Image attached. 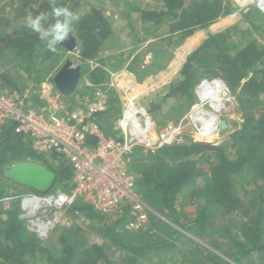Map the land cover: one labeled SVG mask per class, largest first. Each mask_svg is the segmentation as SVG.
<instances>
[{
	"label": "trees",
	"instance_id": "1",
	"mask_svg": "<svg viewBox=\"0 0 264 264\" xmlns=\"http://www.w3.org/2000/svg\"><path fill=\"white\" fill-rule=\"evenodd\" d=\"M18 1L14 0L13 3ZM21 2L25 3L24 0ZM80 2L81 0H76L70 9L75 12ZM161 4L160 9L136 8V11L145 24L163 27V34H167L168 38L174 33L180 37L190 36L195 30L207 28L217 18L230 14L232 10L230 4L224 0L188 2L161 0ZM64 5L57 6L67 7ZM4 9L1 6L0 11H5ZM242 17L251 29L262 30L264 33V26L255 24L252 20L260 18V22L264 24V15L259 9L254 7ZM3 24L8 25L0 22V26ZM5 31L4 29L0 31V52L8 51L15 54L14 57L23 62L19 63L22 69L29 76L34 74L36 85L40 84L47 76L50 67L48 60L58 53L44 48L45 44L34 32L22 33L17 29L9 34ZM229 32L230 28H227L221 32L206 34L185 56L178 72L179 77L169 84L163 99L174 97L181 101L180 105L173 107L175 116L171 114L172 118H177L178 110L186 109L184 107L188 109L195 102L193 86L202 76L220 77L245 110L240 130L230 136L232 143L229 147L235 148L233 155L227 152L224 143L206 142L176 144L159 149L155 153H143L137 149L134 153L136 157L146 156L149 160L145 167L138 169L137 186L142 190L144 197H147L148 203L162 207L167 216L183 230L192 231V234L202 237L207 227L212 226V219L216 214L221 216L239 214L243 217L235 233L227 227L223 229L224 241L221 243L216 239L210 241L213 248L221 249L220 252L234 263L224 259L213 249L202 247L192 240L194 243L192 250L182 254V264H257L258 259L264 264V46L247 39L239 45H233L234 52H231L228 44ZM112 33L111 18L105 16L101 9L92 5L89 10L83 12L71 32L75 37L80 59L82 61L97 59L104 42L111 41ZM133 58L134 56H130L127 61L128 71L134 68L136 59ZM99 61L102 62L103 59ZM166 61L168 56L156 55L154 62L144 68L145 70L138 69L147 73L149 77L162 70L166 66L164 63ZM124 63L125 61L122 64ZM81 74L82 77L86 74L87 79L93 83H100L106 79V72L101 67L91 71L82 69ZM141 74L142 72H138L137 75ZM0 78L5 83L12 84V88L19 92L25 90L17 85L18 80L10 76L0 75ZM118 102L117 98L110 100L109 110L100 113L102 122L110 123L117 118ZM255 102L262 104L257 115L253 111L256 107ZM160 108V102L150 103V113H153L154 118ZM107 131L112 133L110 128L105 130L106 133ZM212 135L216 138L219 136L218 133ZM86 141L92 145L96 142L93 137L87 138ZM212 155L215 158L209 161ZM50 157L57 161L55 166L48 162L44 155L37 154L28 138L15 133L12 125L1 127L0 197L5 194L7 183L10 182L4 176L3 169L28 161L41 163L52 170L56 174L55 185L68 190L72 185L70 165L61 156L52 153ZM200 160L205 161L206 167L198 166ZM244 178L250 185H245V182L240 184ZM238 184L243 188L241 194L238 192ZM253 193L256 196H252ZM181 195L190 201L195 198L198 202V214L188 224L179 221L175 207V201ZM74 212L85 219L101 223L95 229L97 234L110 239L128 252L126 259L111 260L101 245L88 244L79 228L74 232H71V228L56 232L54 234L57 239L56 245L41 243L34 234L26 230L23 220L19 217V202L14 201L8 210L0 207V264H33L39 256L45 257V264H139L141 259L146 260L149 252L157 255L158 252L176 246L168 239L156 242L129 241L122 232L116 231L117 224H120L125 216L111 225L105 222V215L97 213L90 205L79 203L69 211L71 214ZM211 234L216 236V231ZM171 235L172 239H177L182 236V232L173 229ZM219 236L223 237L222 234ZM200 248L205 252L199 255L196 249Z\"/></svg>",
	"mask_w": 264,
	"mask_h": 264
},
{
	"label": "rangeland",
	"instance_id": "2",
	"mask_svg": "<svg viewBox=\"0 0 264 264\" xmlns=\"http://www.w3.org/2000/svg\"><path fill=\"white\" fill-rule=\"evenodd\" d=\"M24 1L25 3H22L21 0L13 3L14 0H0V8L1 6L5 8V11H0V22L8 24L1 25L0 31L4 29L6 30L5 32L9 34L14 33V31L17 29H19L22 33L32 32L25 27V20L28 14L32 13L34 15L37 11H50L48 0ZM70 1L71 0H55V3L56 5L66 4L67 6ZM185 1L188 2L192 0ZM226 1L230 4L229 6H231L232 9L230 11V14L217 18L207 28L195 30L192 35L185 37H180V35L174 33L168 38L167 34H163V27L156 25L151 26L149 25V23L145 24L140 20L138 15L139 13L136 11V8L160 9L162 7L161 0H81L80 5L75 12L83 13L89 10L92 5H94L95 7L101 9L105 16L111 18V24L113 27L111 41L107 40L104 42L103 47L99 53L100 57H98V60L103 59L104 56V60H107L106 68L108 70L115 72H119L121 70L122 72L120 73L127 72L126 74H128L130 79H132L133 83H137L134 88V91L140 89L142 85L152 86L149 91H147V95L146 97H144L143 102L149 109L151 102L161 103L159 113L155 115L154 118L157 126H161L165 123L173 124L176 126V124L178 125L181 120H185L187 113L196 104H198V96H196L197 90L195 87L197 86V83H199L203 78L210 77L202 76L196 82V84L193 86V92L196 96L195 102L188 109L187 107H184L186 109L178 110L177 118H172L171 114L175 116L173 107L177 106V104L179 103L181 104V101L179 99H175L174 97L163 99V96L167 93L169 84L179 77L178 72L181 64L185 59V56L201 42V40L206 36L207 33H217L224 31L227 28H230L228 44L230 45L231 52H234V49L232 48L233 45H239L247 39L256 41L257 44L264 46L263 31L251 29L250 25L247 24V22L242 17L243 14H247L255 6H247L243 10H240L238 12L239 7L237 0H224L225 3ZM252 20H254L255 24H261L262 26H264L263 22H260V18H254ZM45 47L46 46H44V48ZM55 52L58 54L57 56H53L54 58H52L51 60H48L50 62V67L47 70V76L45 77L44 81H42L40 84L36 85L35 78L33 77L34 74H31L29 76L28 73H26V71H24L19 65V63H21L22 61L18 60V58H15L14 56L16 55L8 51L0 52V75L10 76L14 80H18L17 85L22 88H25V90H29L30 92L34 90L37 91L35 94L30 93L28 103L31 106L37 107L39 105H45L49 107L51 106V103L55 100L56 97L57 99L64 100L71 99L72 95H63L57 91L53 81L56 72L67 59H70L75 66L79 65L82 67V69L88 71L91 68V64L81 65V59L77 52V48L72 51H69L68 49L58 45ZM161 54H163L164 56H168V61L164 62L166 66L162 69L161 76H157L156 82L149 81L150 76L153 74H151L148 79V74L142 70L139 71V69H146V67L152 61L154 62V56H160ZM130 56H134L133 59H136V62L134 61V68L128 71L126 67L128 66L127 61H129ZM121 60L122 62L120 63ZM124 61L125 63L122 64ZM100 63L103 65L102 62ZM122 68L124 69L122 70ZM138 72H142V74L137 75ZM83 77L81 78V85L78 87V89H81L83 87ZM146 80L147 82H145ZM0 86L7 89H15L12 88V84L5 83L2 78H0ZM78 92L79 91L76 90L72 94L74 95ZM232 96L233 98H231L230 101H228V99L224 100L225 105L227 103V105L225 106L226 109H223V112L218 113L220 120H225L227 126L221 129L220 133H218L219 136L217 138L215 137V135L211 137L212 140H210L209 138L205 139L207 137L195 138L197 137V135L194 132H191L188 129L187 125H184L182 129L184 134H182L180 138L181 142L175 143L174 145L193 142H206L212 144L224 143L227 152L233 155L235 148L229 147V144L232 143L230 136L232 133L240 130L241 124L244 121L245 110H243V108L238 104L236 96ZM255 103L256 107L253 108V111H255V115H257L260 112L262 104L257 102ZM116 110V114L118 117V106ZM101 124L104 130H106L107 128H112L109 122H102ZM189 132L191 133L189 134ZM28 141H30L32 147V141L30 139H28ZM45 155L47 157L49 156L46 153ZM214 158L215 157L212 155V158L209 159V161H212V159ZM47 161L53 164L54 166L57 164L56 160L49 159ZM148 161V157L146 156L136 157L135 155H132L129 165L130 170L133 169L135 173H137L140 167H145L148 164ZM204 162L205 161L200 160L198 166L206 167ZM5 169H3V174ZM245 180V178L242 179L243 182L240 184H244ZM7 184L8 188L6 189L4 195L26 194L30 191L29 189L22 187L11 180L10 182L8 181ZM240 184H238V192H240L241 194L243 188L239 187ZM245 185H250V183L247 184V182H245ZM136 190L140 198L146 204L148 213L147 221L142 225L141 228H139L138 230H133V232L129 233L130 231H128V229L125 227V218L124 220H121V226H119L120 224H117L116 231L122 232L123 236L132 242H156L168 239L176 245L175 248L163 250L161 252H158L157 255L153 252H149L147 257L145 258L146 260L141 259L139 264H182V254L185 251L192 250V246L194 245L192 240L196 241V243H199L200 246L202 245V247L213 249L217 253L221 254L220 256H222L224 259L229 260L227 257L224 256V254H222V252H220L221 249L217 250L213 248L210 244V241H213L215 239L218 240V243H221L222 240L224 241L223 238L225 232H223V229L227 227L230 229V231L235 233L239 221L243 219L241 215L231 214L228 216H221L216 214L212 219V226L207 227L202 237H200L198 235L196 236L192 234V231L189 232L179 227L178 223L174 222L172 218L167 216V212H165L162 207L148 203L147 197H144L142 190H140L138 186L136 187ZM252 196H256V194L253 193ZM191 201H193V204H191ZM191 201L189 198L184 197L183 195L179 196L177 201H175L176 211L179 214V221L183 224H188L189 222L194 220V218H196L198 214V202H196L197 199L193 198ZM69 211L70 210L65 213L61 222L57 225L56 229L54 230L55 232L53 231L52 233H50V235L46 239L40 240L41 243L51 244L52 246L56 245L57 239L56 237H54V234L56 232L63 231V229L65 230L69 228L72 229L71 232H74L77 228H79L80 231L84 234L87 243H97L101 245L106 254H108V256L111 258V260L119 261L126 259V254L128 252L122 250L119 246L110 241V239L104 238L103 236L97 234L95 229L101 223L94 222L90 219H85L82 215H77L75 212L74 214H71L69 213ZM121 213V211H116L109 215H105V222L114 225L117 220L123 217ZM173 229H179L182 232V236L177 239H172L171 234ZM213 231H216V236H213L211 234V232ZM128 233L130 235H128ZM219 234H222L223 237L221 238ZM203 252H205L204 249H196V253H198L199 255ZM201 258L202 257L200 256V259ZM231 262L234 263L233 261ZM33 264H45V257L40 258L39 256V259L33 262ZM257 264H263V262L258 259Z\"/></svg>",
	"mask_w": 264,
	"mask_h": 264
},
{
	"label": "built area",
	"instance_id": "3",
	"mask_svg": "<svg viewBox=\"0 0 264 264\" xmlns=\"http://www.w3.org/2000/svg\"><path fill=\"white\" fill-rule=\"evenodd\" d=\"M237 3L238 12L253 5L264 13V0H237ZM80 62L91 64V68L97 66L93 59ZM72 66H75L73 62ZM105 72L106 79L100 83H93L84 76L83 94H71V99L65 100L56 97L49 107H34L28 103L30 93L35 94V90L19 92L0 86V128L12 125L15 133L23 134L32 141V148L37 154L44 155L47 160L51 159L52 153L61 156L71 168L72 185L68 190L54 185L46 193L30 190L26 194L0 198L3 210H8L12 201L19 202L20 219L26 230L39 240L46 239L65 213L79 203L90 205L103 215L121 211L128 231L141 228L147 221L148 213L136 190L135 175L129 167L132 155L137 149L143 153L155 152L181 142L184 125L199 134L198 124L206 125L205 117L197 110L196 104L178 125L165 123L157 126L143 102L152 86L142 85L134 91L137 84L128 74L120 73L121 70L106 69ZM81 78L77 88L81 85ZM215 79L223 82L230 101L233 94L220 77L203 78L199 83ZM112 98L119 101L116 104L119 116L110 122L112 133L107 134L102 128L100 113L109 110ZM201 108L217 118L218 113L226 109L220 111L208 103ZM207 122L212 123L211 120ZM220 131L221 128L218 133ZM212 136L211 133L204 135L207 138ZM90 137L96 141L93 145L86 141Z\"/></svg>",
	"mask_w": 264,
	"mask_h": 264
},
{
	"label": "water",
	"instance_id": "4",
	"mask_svg": "<svg viewBox=\"0 0 264 264\" xmlns=\"http://www.w3.org/2000/svg\"><path fill=\"white\" fill-rule=\"evenodd\" d=\"M75 1L71 0L67 7H72ZM59 45L65 46L69 51L77 48L75 37L72 35H69ZM80 76L81 67L79 65L72 66V61L67 59L56 72L53 80L61 94L71 95L77 88ZM226 126V121L221 120L220 128L222 129ZM4 176L18 185L38 193L50 191L56 182V174L52 170L41 163L30 161L8 166L4 170Z\"/></svg>",
	"mask_w": 264,
	"mask_h": 264
},
{
	"label": "clouds",
	"instance_id": "5",
	"mask_svg": "<svg viewBox=\"0 0 264 264\" xmlns=\"http://www.w3.org/2000/svg\"><path fill=\"white\" fill-rule=\"evenodd\" d=\"M48 4L50 11H37L34 15L29 13L25 27L38 35L48 51L54 52L71 35L73 26L79 22L82 13L57 6L55 0H48Z\"/></svg>",
	"mask_w": 264,
	"mask_h": 264
},
{
	"label": "bare ground",
	"instance_id": "6",
	"mask_svg": "<svg viewBox=\"0 0 264 264\" xmlns=\"http://www.w3.org/2000/svg\"><path fill=\"white\" fill-rule=\"evenodd\" d=\"M262 1V0H260ZM197 96H198V106H196L197 110L203 113L206 125L198 124V128L200 129L201 133L199 134L196 131L194 132L197 137L201 138L204 135L209 133H218L220 130V119L214 116L211 112H205L201 106L203 104L208 103L211 106H215L220 111L225 108V99L228 98L226 88L221 80L215 79L213 81H202L198 83L196 86ZM194 108V107H193ZM211 120L212 123L209 124L207 121ZM209 138V137H208ZM205 138V139H208Z\"/></svg>",
	"mask_w": 264,
	"mask_h": 264
},
{
	"label": "crops",
	"instance_id": "7",
	"mask_svg": "<svg viewBox=\"0 0 264 264\" xmlns=\"http://www.w3.org/2000/svg\"><path fill=\"white\" fill-rule=\"evenodd\" d=\"M100 57V56H99ZM131 57H133V56H131ZM144 58V57H143ZM108 59V58H107ZM94 61H96L95 62V64H97V66H93L92 68H90V70L89 71H91V70H93V69H95V68H97V67H101V68H103L104 70H106L107 68H106V63H107V60H104V56H103V65L99 62V60H98V57H97V59H93ZM85 61V60H84ZM84 62H81V65L83 64ZM84 65V64H83ZM168 66V65H167ZM81 67V66H80ZM169 67V66H168ZM124 68H122V70H123ZM126 72V71H125ZM81 73H82V67H81ZM127 73V72H126ZM161 73H162V70H160V72H158V73H154L153 75H151L150 76V79H149V77H148V79H149V81H155L156 82V78H157V76H161ZM82 75V74H81ZM84 76L87 78V76L84 74ZM81 77V76H80ZM147 79V80H148ZM147 80L145 81V82H147ZM144 82V83H145ZM153 83V82H152ZM135 84H137L136 82H135ZM142 85V84H141ZM78 89V88H77ZM82 89V88H81ZM78 89V91L81 93V94H83L84 93V90L82 89ZM78 92V93H79ZM149 111H150V109H149ZM111 122V121H110ZM188 129L192 132V130H191V128H189L188 127ZM107 130V129H106ZM105 131V130H104ZM108 132V131H107ZM191 132H189V134L191 133ZM107 134H109V132L107 133ZM195 138H198V137H195ZM167 147H169V146H167ZM162 149V148H161ZM158 151V150H157ZM132 172H133V174L135 175V178H136V180H137V178H138V176H137V173H135V171L134 170H132Z\"/></svg>",
	"mask_w": 264,
	"mask_h": 264
}]
</instances>
